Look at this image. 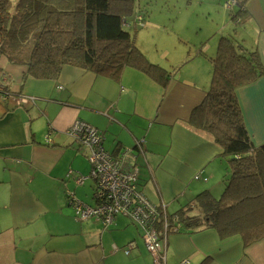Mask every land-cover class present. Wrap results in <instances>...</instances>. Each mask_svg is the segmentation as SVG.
I'll list each match as a JSON object with an SVG mask.
<instances>
[{
  "label": "crops",
  "instance_id": "crops-1",
  "mask_svg": "<svg viewBox=\"0 0 264 264\" xmlns=\"http://www.w3.org/2000/svg\"><path fill=\"white\" fill-rule=\"evenodd\" d=\"M141 1L149 6L153 0H134L127 27H134L135 39L139 25L164 26L151 22L153 15L146 17L147 7L140 12ZM162 1L161 12L169 21L180 16L182 1L195 17L206 11L208 21L204 33V25L196 27L192 46L182 44L180 69L165 85L129 66L118 77L66 66L57 80H24L27 67L10 64L0 54V264H159L144 230L128 216L119 215L108 226L97 218L77 217L68 193L94 205L95 183L92 178L76 181L81 169L75 162L82 153L88 157V149L67 132L78 120L102 132L103 123L86 111L105 113L116 129L112 150L105 146L108 129L102 132L104 147L115 154L132 150L147 199L180 222L183 208L195 215L198 210L189 208V201L204 191L219 199L229 181L223 146L210 132L188 124L209 90L211 81L207 88L202 82L210 68L212 75L211 56L223 34L260 55L263 74L240 86L236 96L251 141L264 143V0H239L232 8L228 0H201L200 14L194 12L197 0H177L174 10L173 0ZM184 30L177 34L181 43ZM138 140L142 151L135 148ZM93 184L85 198L83 191L87 196ZM157 230L161 264H264V238L246 244L238 233L224 236L215 228L183 223L177 231Z\"/></svg>",
  "mask_w": 264,
  "mask_h": 264
},
{
  "label": "trees",
  "instance_id": "trees-1",
  "mask_svg": "<svg viewBox=\"0 0 264 264\" xmlns=\"http://www.w3.org/2000/svg\"><path fill=\"white\" fill-rule=\"evenodd\" d=\"M134 0H0V54L27 67L24 80H57L66 66L118 77L129 66L162 85L176 73L151 62L127 27ZM240 5V4H239ZM241 12V6L233 14ZM204 100L188 122L210 132L230 161L221 197L209 191L178 213L183 227L238 233L246 244L264 238V143L255 146L243 120L236 90L263 74L260 55L223 34ZM192 206V207H191ZM194 210V211H195ZM179 229V228H178Z\"/></svg>",
  "mask_w": 264,
  "mask_h": 264
},
{
  "label": "built area",
  "instance_id": "built-area-1",
  "mask_svg": "<svg viewBox=\"0 0 264 264\" xmlns=\"http://www.w3.org/2000/svg\"><path fill=\"white\" fill-rule=\"evenodd\" d=\"M239 4V0H228L226 3L230 8ZM137 19L143 23V16ZM67 133L88 149L87 155L91 162L90 175H79L76 181L83 183L87 178H92L95 182L94 205L85 204L74 193H68L77 217L82 220L97 218L108 226L114 223L117 216H128L144 230L148 249L156 255L155 262L161 264L158 260L161 258L164 261V255L160 253L162 240L157 228L160 226L165 231H177L179 218L170 217L144 195L139 187L138 171L134 165L136 156L132 150L126 149L116 154L108 152L104 147L105 136L83 120L76 121ZM137 146L142 151V141L138 140Z\"/></svg>",
  "mask_w": 264,
  "mask_h": 264
},
{
  "label": "rangeland",
  "instance_id": "rangeland-1",
  "mask_svg": "<svg viewBox=\"0 0 264 264\" xmlns=\"http://www.w3.org/2000/svg\"><path fill=\"white\" fill-rule=\"evenodd\" d=\"M200 1L201 0H197L195 3V7H194V12L196 10L199 14L205 8L204 7L205 4L201 5L200 7L198 6V4H200ZM172 2L173 4L171 7L174 10V4L177 3V0L176 1L173 0ZM164 5H165V2H163L162 0H159L158 5H157L156 0H153L149 6L145 4L144 1H141V9L143 7L144 8L147 7L146 9H147L148 14H146V17L149 18L153 15V18H151L150 21L152 22V20H156L159 23H164L163 24L164 26H163V29L161 28L158 29L157 27L152 28L149 25H146V26L144 25L145 27L139 25L138 26L139 30H137V33L138 31L139 33L137 34V37H136V44L138 45L139 49H141L142 52L145 51L146 49L147 52L145 51L146 53L144 52L143 53L148 58L149 61L158 63L167 69H172V71H175V69L177 68L180 69V65L182 64V62L180 61L182 50H180V48H183L184 45L187 47L192 46V44L194 43V34L196 32V27H198L199 25H204V29H203V33H204L206 30V27L208 26V21H206V18H205L206 11H203L200 14L201 17H195L192 10L185 11L183 9V1L181 4L182 11H181L180 16L177 18L176 16H174V20L172 19L171 21H169L164 11L161 12V8ZM144 8L140 10V12L143 14L146 13ZM160 14H163V15L161 16ZM148 18H147V21H148ZM184 28L185 30L182 32V37L185 40L183 41V43H181L179 41V37L177 34L181 29H184ZM129 29L132 33L135 34V29L133 26L129 27ZM161 35L163 36V39L159 41V36ZM164 45L165 47H163ZM164 49L168 51V54H164ZM187 52H188V48H187ZM204 76L205 77L203 79L202 85L207 88V86L210 84L211 77H212L211 68L207 70ZM103 103L104 101L102 102V107H103ZM99 105L100 103L97 106ZM102 109L104 110V112L106 111V107ZM86 114L87 115L96 114V116L94 117L99 118V120L104 125V127L101 128L102 132L108 129V131H106L107 140L105 142V146L108 150H112L114 147V137L112 134H113V130L116 129V125L112 123L111 118L105 115V113H94L91 111H86ZM81 156L82 158L77 159L75 164L80 167L82 176H89L91 172V162L89 161V158L84 153H82ZM90 180L93 181L92 179ZM93 188H94V184L91 187V191L89 194H87V196L85 192L83 191V195L85 198L88 197L92 193ZM197 191H200V190H197ZM197 191H195L194 194H196ZM85 223L88 224V222H85Z\"/></svg>",
  "mask_w": 264,
  "mask_h": 264
},
{
  "label": "water",
  "instance_id": "water-1",
  "mask_svg": "<svg viewBox=\"0 0 264 264\" xmlns=\"http://www.w3.org/2000/svg\"><path fill=\"white\" fill-rule=\"evenodd\" d=\"M129 131H132V128H128ZM135 148H137V143L135 144Z\"/></svg>",
  "mask_w": 264,
  "mask_h": 264
},
{
  "label": "flooded vegetation",
  "instance_id": "flooded-vegetation-1",
  "mask_svg": "<svg viewBox=\"0 0 264 264\" xmlns=\"http://www.w3.org/2000/svg\"><path fill=\"white\" fill-rule=\"evenodd\" d=\"M5 89V91L7 90L6 88H4Z\"/></svg>",
  "mask_w": 264,
  "mask_h": 264
}]
</instances>
